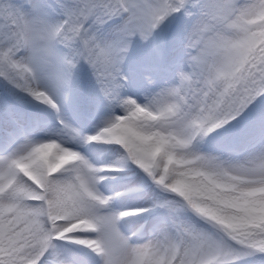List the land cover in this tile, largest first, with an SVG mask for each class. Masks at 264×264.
I'll use <instances>...</instances> for the list:
<instances>
[{
  "label": "snow or ice",
  "instance_id": "6c2138e0",
  "mask_svg": "<svg viewBox=\"0 0 264 264\" xmlns=\"http://www.w3.org/2000/svg\"><path fill=\"white\" fill-rule=\"evenodd\" d=\"M0 264H264V0H0Z\"/></svg>",
  "mask_w": 264,
  "mask_h": 264
}]
</instances>
